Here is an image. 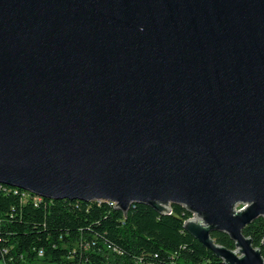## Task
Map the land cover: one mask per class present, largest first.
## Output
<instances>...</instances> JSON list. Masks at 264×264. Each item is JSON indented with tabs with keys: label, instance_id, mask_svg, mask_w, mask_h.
<instances>
[{
	"label": "water",
	"instance_id": "water-1",
	"mask_svg": "<svg viewBox=\"0 0 264 264\" xmlns=\"http://www.w3.org/2000/svg\"><path fill=\"white\" fill-rule=\"evenodd\" d=\"M0 183L183 205L225 264H264L243 234L264 216V0H0Z\"/></svg>",
	"mask_w": 264,
	"mask_h": 264
},
{
	"label": "trees",
	"instance_id": "trees-1",
	"mask_svg": "<svg viewBox=\"0 0 264 264\" xmlns=\"http://www.w3.org/2000/svg\"><path fill=\"white\" fill-rule=\"evenodd\" d=\"M183 205L161 214L135 203L127 212L111 201L40 197L0 183V260L5 264H225L184 228ZM243 234L264 257V216ZM217 243L237 249L223 231ZM40 251L43 254L40 255Z\"/></svg>",
	"mask_w": 264,
	"mask_h": 264
},
{
	"label": "rangeland",
	"instance_id": "rangeland-1",
	"mask_svg": "<svg viewBox=\"0 0 264 264\" xmlns=\"http://www.w3.org/2000/svg\"><path fill=\"white\" fill-rule=\"evenodd\" d=\"M243 207H245V205L244 204H242V203H239L237 206H236V209L237 210H240L241 208H243ZM238 250V249H237ZM0 261H3V260H0ZM4 262V261H3ZM5 263V262H4ZM0 264H2V263H0ZM32 264H42L41 262H35V263H32Z\"/></svg>",
	"mask_w": 264,
	"mask_h": 264
},
{
	"label": "built area",
	"instance_id": "built-area-1",
	"mask_svg": "<svg viewBox=\"0 0 264 264\" xmlns=\"http://www.w3.org/2000/svg\"><path fill=\"white\" fill-rule=\"evenodd\" d=\"M115 204V203H114ZM246 206V205H245ZM170 207V212L169 213H172V204L169 205ZM236 209V208H235ZM237 210V209H236ZM193 216L189 219H196V213L192 212ZM43 254V251H40V255Z\"/></svg>",
	"mask_w": 264,
	"mask_h": 264
},
{
	"label": "crops",
	"instance_id": "crops-1",
	"mask_svg": "<svg viewBox=\"0 0 264 264\" xmlns=\"http://www.w3.org/2000/svg\"><path fill=\"white\" fill-rule=\"evenodd\" d=\"M0 263L5 264L3 261H0Z\"/></svg>",
	"mask_w": 264,
	"mask_h": 264
}]
</instances>
